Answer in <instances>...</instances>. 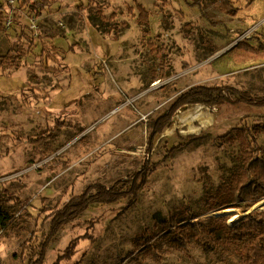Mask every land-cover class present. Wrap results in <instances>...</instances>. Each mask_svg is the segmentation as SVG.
Masks as SVG:
<instances>
[{
	"label": "rangeland",
	"instance_id": "374dc122",
	"mask_svg": "<svg viewBox=\"0 0 264 264\" xmlns=\"http://www.w3.org/2000/svg\"><path fill=\"white\" fill-rule=\"evenodd\" d=\"M136 2L149 10L148 25L138 22L137 9L128 10ZM232 2L237 15L223 12L215 0H52L40 12L20 2L6 10L0 56L13 46L25 53L20 68L0 66V188L19 200L11 203L18 209L15 226L0 237V264L37 259L52 217L70 199L94 184L126 178L149 158L154 171L137 197L93 203L53 236L43 264H55L85 233L93 239L80 240L76 254L61 264H240L222 245L204 249L191 239L187 249L173 246L161 222L175 217L182 225L210 224L226 217L237 224L247 215L234 221L209 215L215 210L206 211L205 199L240 164L239 140L225 136L264 124V107H188L147 149L154 121L195 85L264 95V0ZM91 6L126 26L119 24L116 36ZM239 42L257 48L260 59L239 62L240 54H256ZM45 44L57 49L47 54ZM165 58L169 66L162 76ZM191 126L200 130L190 132ZM47 130L52 135L45 141L30 142ZM191 134L197 137L186 139ZM259 144L264 152V133ZM114 152L129 156L126 170L114 171L106 162L90 179L99 161ZM191 214L195 218L188 219ZM145 231L160 258L146 252Z\"/></svg>",
	"mask_w": 264,
	"mask_h": 264
},
{
	"label": "trees",
	"instance_id": "16d2710c",
	"mask_svg": "<svg viewBox=\"0 0 264 264\" xmlns=\"http://www.w3.org/2000/svg\"><path fill=\"white\" fill-rule=\"evenodd\" d=\"M218 2L219 8L231 15H237L239 8L234 5L232 0H215ZM252 3L254 0H247ZM21 3L27 5L33 12H40L49 7L52 0H17L16 4ZM8 5L0 0V27L3 26L7 18ZM101 6L90 7L93 16L100 18L103 22L109 23L111 29L118 33V25L126 26L127 22H116V15L112 14L107 17ZM138 10L137 19L139 23L149 24V10L140 2H136V8L128 7L133 12ZM115 36V37H116ZM43 46L44 52L49 54L51 50L57 48L51 44ZM239 47L247 48L256 53L255 56L250 54H240L237 56L239 62L251 59H260L257 55L259 50L245 42H239ZM51 49V50H50ZM264 50V48H263ZM24 49L20 47H11L4 56H0V66H14L20 68L22 65V57ZM169 66L166 58L161 66L162 76H167L166 68ZM205 105L211 109H220L223 106L247 104L256 107H264V95L256 96L247 91L238 90L232 86H205L195 85L183 92L171 105L169 110L159 116L153 123L152 131L148 140V152L152 150L156 140L165 132L168 126L173 122L174 116L188 107L195 105ZM264 133V124L253 126H241L235 129L234 136L227 134L228 140H239L241 145L240 164L228 179L221 182L217 187L213 188L205 199L206 211L217 210L226 205L235 207L250 206L253 199L264 194V152L259 144V136ZM49 130L42 132L40 135L32 138L30 142H43L45 138L51 136ZM195 134L188 135L186 139H194ZM182 144L172 148L179 149ZM154 163L149 158L141 166V168L126 178H121L111 185L94 184L89 186L82 194L73 197L66 205L55 213L50 223L49 236L44 240L38 250V258L29 262V264H43L46 250L54 235L60 229L77 219L85 212L93 203L106 205L116 203L123 198L130 197L135 199L140 191H142L149 182V178L154 171ZM19 201L8 190L0 188V237L3 232L12 229L15 226L16 205H12L13 201ZM15 203V202H13ZM195 216L191 214L188 219ZM227 218H216L210 224L204 223L203 220L189 221L186 225H182L181 221L175 217L161 222V225L168 229V236L171 244L179 248H188L191 239L196 240L198 245L204 249H215L218 246L230 248L240 258V264H264V211H252L244 216L237 224H228ZM146 245V252L154 258H160L156 244L151 241L152 236L145 231L143 237ZM82 239H93L88 233L79 235L72 239L65 248L63 254L58 257L55 264H61L62 260H70L77 252V247Z\"/></svg>",
	"mask_w": 264,
	"mask_h": 264
},
{
	"label": "bare ground",
	"instance_id": "6f19581e",
	"mask_svg": "<svg viewBox=\"0 0 264 264\" xmlns=\"http://www.w3.org/2000/svg\"><path fill=\"white\" fill-rule=\"evenodd\" d=\"M211 117H209L208 119H203L204 123H209L210 122ZM199 128H194L193 126H191L189 128L190 132H195V131H199ZM129 159V156L126 154H121L119 152H114L111 154L106 155L103 159H101L99 161V163L97 164V166H95L94 168V174H90L89 178L90 179H94L97 177V173L101 172L102 167L106 162L111 163L112 168L114 171H124L127 168V161ZM253 209H264V196L261 197L260 199L256 200L252 206L250 207H245L242 208L240 210H238L235 207H231V208H223V209H219V210H215L209 213V215H220V216H227L229 218V221H234L237 220V218H239L240 216L244 215L245 213L253 210ZM239 211L238 213H234L235 211Z\"/></svg>",
	"mask_w": 264,
	"mask_h": 264
},
{
	"label": "built area",
	"instance_id": "2783aa9c",
	"mask_svg": "<svg viewBox=\"0 0 264 264\" xmlns=\"http://www.w3.org/2000/svg\"><path fill=\"white\" fill-rule=\"evenodd\" d=\"M9 7L12 8L14 5H16L17 0H3Z\"/></svg>",
	"mask_w": 264,
	"mask_h": 264
},
{
	"label": "water",
	"instance_id": "95a60500",
	"mask_svg": "<svg viewBox=\"0 0 264 264\" xmlns=\"http://www.w3.org/2000/svg\"><path fill=\"white\" fill-rule=\"evenodd\" d=\"M223 208L225 209V208H231V207H223ZM223 208H220V209H223ZM217 210H219V209H217ZM255 210H257V209H253V210H251L250 212L255 211ZM250 212H248V213H250ZM248 213H247V214H248Z\"/></svg>",
	"mask_w": 264,
	"mask_h": 264
}]
</instances>
